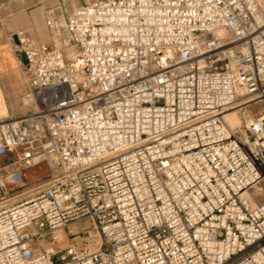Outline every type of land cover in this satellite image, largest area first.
Segmentation results:
<instances>
[{
    "label": "built area",
    "instance_id": "2783aa9c",
    "mask_svg": "<svg viewBox=\"0 0 264 264\" xmlns=\"http://www.w3.org/2000/svg\"><path fill=\"white\" fill-rule=\"evenodd\" d=\"M45 26L14 34L27 110L0 118V181L50 178L0 206V264H264L263 4L84 0ZM83 219L96 248H58Z\"/></svg>",
    "mask_w": 264,
    "mask_h": 264
},
{
    "label": "rangeland",
    "instance_id": "374dc122",
    "mask_svg": "<svg viewBox=\"0 0 264 264\" xmlns=\"http://www.w3.org/2000/svg\"><path fill=\"white\" fill-rule=\"evenodd\" d=\"M83 1L84 0H14L9 4V9L13 8L14 11H0V22L4 24L9 23L12 28H15L5 33L6 37L3 38V43L0 44V53L7 55V57L9 56L11 60V63L6 66L0 64V98L3 95L2 97L5 99L4 101L7 107L5 112L0 104V118L19 115L27 110V106L23 103V95L27 88L28 71L20 59V56H17V58L14 57L13 51L16 48V42L13 35L17 31L23 30L24 35L28 36L33 42L47 41L49 32L45 26V18L48 13L53 12L65 17L73 7L81 4ZM17 8H24V10L16 11ZM64 48L66 52H69L68 46ZM8 161V157H0V164H4ZM36 167L37 166H32L26 170L29 180L28 183L23 186L8 190L0 181V206L27 198L31 196L37 188L46 184L50 178V172L47 166L45 167V165H42L41 167ZM0 173H4L3 170H0ZM7 190L8 192H6ZM83 228H86L88 232L83 234ZM74 236H76V238L72 239ZM72 243L75 244L77 251L84 248H89L88 250L96 248L98 236L92 228L90 220L83 219L81 222L72 223L68 228L59 231L58 248H64ZM58 260L57 258L56 263L59 262Z\"/></svg>",
    "mask_w": 264,
    "mask_h": 264
},
{
    "label": "crops",
    "instance_id": "0c3cea01",
    "mask_svg": "<svg viewBox=\"0 0 264 264\" xmlns=\"http://www.w3.org/2000/svg\"><path fill=\"white\" fill-rule=\"evenodd\" d=\"M14 0H0V11H14L13 10V8H11V9H9V4H11L12 2H13ZM16 1H19V0H16ZM24 10V8H22V9H19V8H17L16 9V11H23ZM14 26V25H13ZM19 27V26H18ZM15 28H12L11 26H10V24L9 23H2V22H0V44H2L3 43V38H5L6 37V32H8V31H12V30H14ZM4 37H3V36ZM14 36V35H13ZM49 39V38H48ZM47 39V40H48ZM42 42V41H41ZM34 43H39L38 41H34ZM13 53H14V57H16L17 58V56H20L19 54H18V52H17V50H16V48L14 49V51H13ZM13 55V54H12ZM4 56H6V57H4ZM20 59L22 60V62H23V64L25 65V63H24V61H23V58L20 56ZM11 63V60L9 59V56L7 57V55H3L2 53H0V64L1 65H8V64H10ZM26 66V65H25Z\"/></svg>",
    "mask_w": 264,
    "mask_h": 264
},
{
    "label": "bare ground",
    "instance_id": "6f19581e",
    "mask_svg": "<svg viewBox=\"0 0 264 264\" xmlns=\"http://www.w3.org/2000/svg\"><path fill=\"white\" fill-rule=\"evenodd\" d=\"M260 3H262L263 4V7H264V0H258ZM1 92V91H0ZM3 96V95H2ZM1 96V106H2V109L6 112V110H7V107H6V104H5V99H3V97ZM227 118L230 120V122L232 123V124H238V116L235 114V113H231V114H228L227 115ZM42 165H45V167L47 166V168H48V170L49 171H51V167H50V165L47 163V162H43V161H41V160H39L38 162H36L33 166H37V167H41ZM32 167V166H31ZM30 167V168H31ZM36 167V168H37ZM35 169V168H34ZM31 170V169H30ZM39 170H40V168H39ZM32 171V170H31ZM32 173V172H31ZM30 173V174H31ZM35 173V172H34ZM33 173V174H34ZM32 175V174H31ZM38 175H39V173H38ZM33 176V175H32ZM31 177V176H30ZM35 177V176H34ZM33 178V177H32ZM9 180V178L7 177V176H5L4 178H2L1 179V183L2 184H5L6 185V189H8L9 187H8V185L6 184V182ZM28 180H29V176L27 175V172H25V178L22 180V181H20V183L18 184V186H23V185H25L26 183H28ZM91 244V243H90ZM97 244V243H96ZM89 246V245H88ZM91 247V246H90ZM92 248V247H91ZM89 249V248H88Z\"/></svg>",
    "mask_w": 264,
    "mask_h": 264
},
{
    "label": "water",
    "instance_id": "95a60500",
    "mask_svg": "<svg viewBox=\"0 0 264 264\" xmlns=\"http://www.w3.org/2000/svg\"><path fill=\"white\" fill-rule=\"evenodd\" d=\"M13 38L15 39V41H16V36H13ZM24 62H25V60H23Z\"/></svg>",
    "mask_w": 264,
    "mask_h": 264
}]
</instances>
